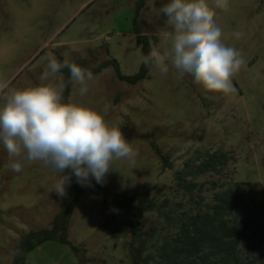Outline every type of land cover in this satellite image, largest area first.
Segmentation results:
<instances>
[{
    "label": "rangeland",
    "instance_id": "374dc122",
    "mask_svg": "<svg viewBox=\"0 0 264 264\" xmlns=\"http://www.w3.org/2000/svg\"><path fill=\"white\" fill-rule=\"evenodd\" d=\"M167 2L149 0L140 13L139 26L152 49L170 47L172 27L163 14L157 15ZM207 2L213 7V0ZM136 3L0 0L4 91L45 83L39 78L53 55L61 62L84 60L89 66L114 58L122 75L138 73L143 55L134 33ZM228 3L226 11L214 8V20L222 30V43L239 50L244 59L231 78L234 91H207L170 63L167 73L152 66L138 84L120 81L110 66L93 75L83 96L81 86L71 83L68 102L89 107L110 125H118L138 155L134 162L115 161L105 182L101 185L92 179V186L81 196L69 225V239L77 251L60 241L45 242L29 254L28 264H132L128 214L121 211L113 218L105 202L112 206L118 195L148 191L160 203L176 186L174 174L192 172L209 153L227 156V168L220 175L197 179L205 182L201 196L206 203H212L219 190L212 181L225 186L250 183L243 186L248 191L264 187V0ZM237 31L242 33L239 38L233 35ZM60 77L64 79L63 73ZM152 142L167 155L173 170L164 168ZM57 179L58 174L39 161L13 172L0 145V264H11L13 247L23 234L50 228L63 204L55 192L50 193ZM144 223L163 226L151 212ZM115 227L125 230L119 239L112 236Z\"/></svg>",
    "mask_w": 264,
    "mask_h": 264
},
{
    "label": "clouds",
    "instance_id": "9594fccd",
    "mask_svg": "<svg viewBox=\"0 0 264 264\" xmlns=\"http://www.w3.org/2000/svg\"><path fill=\"white\" fill-rule=\"evenodd\" d=\"M214 8L228 10V0H213V7L207 0L162 4L157 15L163 14L172 27L170 47L152 49L144 65L167 73L170 63L207 91H234L231 78L244 59L239 50L222 43ZM233 35L239 38L242 33ZM64 68L70 73L67 82L58 78ZM39 79L45 83L7 92L0 83V145L13 172H22L27 162H42L58 174L50 193L63 199L73 175L81 187H91L92 179L102 185L115 161L134 162L138 153L118 125H110L89 107L63 102L68 83L79 84L81 96L88 92L92 71L53 55Z\"/></svg>",
    "mask_w": 264,
    "mask_h": 264
},
{
    "label": "trees",
    "instance_id": "16d2710c",
    "mask_svg": "<svg viewBox=\"0 0 264 264\" xmlns=\"http://www.w3.org/2000/svg\"><path fill=\"white\" fill-rule=\"evenodd\" d=\"M148 1L137 0L134 18V33L138 46L142 48L143 58L152 50L149 36L143 34L139 26L140 13ZM73 63L92 71L93 75L112 66L119 80L129 84H138L146 79L152 67L143 63L138 73L125 76L114 58L97 66H89L84 60ZM61 73L67 82L69 70L64 68ZM70 94L71 83H68L63 93L64 103H69ZM152 145L160 155L164 168L173 170L167 155L153 142ZM226 157L223 153H209L192 172L174 174L176 186L160 203L148 191L118 195L112 206L105 202L113 218L121 211L128 214L126 228L131 240L127 247L132 264H264V187L259 190L253 187L248 191L243 186L250 183L235 182L225 186L212 181L214 189L219 188L214 193L212 203H206L201 196L205 182L200 183L197 179L203 175L224 173L227 168ZM186 165L189 167L188 162ZM88 188L81 187L73 175L62 207L55 214L50 228L23 234L13 247L11 264H28L29 254L49 241H60L77 251L78 248L69 239V225L81 196ZM150 212L162 219V227H146L144 219ZM124 233L125 230L115 227L112 236L119 239Z\"/></svg>",
    "mask_w": 264,
    "mask_h": 264
}]
</instances>
